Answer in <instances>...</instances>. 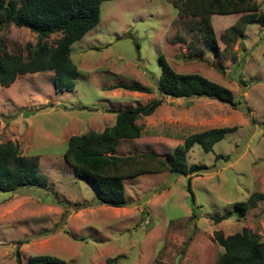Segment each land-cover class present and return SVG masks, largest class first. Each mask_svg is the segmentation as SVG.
<instances>
[{"label": "rangeland", "instance_id": "1", "mask_svg": "<svg viewBox=\"0 0 264 264\" xmlns=\"http://www.w3.org/2000/svg\"><path fill=\"white\" fill-rule=\"evenodd\" d=\"M171 1H104L101 22L72 45L79 69L74 90L57 91L53 71L21 74L10 86L0 84V143L11 140L24 155H39V170L47 177V187L0 191V264H18L17 251L23 264L40 254L67 264L108 259L110 264H215L224 251L215 231L227 236L247 227L264 239V198L245 216L234 207L254 192L264 195V25H248L244 36L228 44L223 37L242 14L213 15L221 51L216 55L203 43L200 18L180 16ZM257 1L264 12V0ZM0 35L8 51L38 40L36 33L14 24ZM60 36L53 34L50 42ZM162 54L175 71L205 76L241 102L234 107L209 97H163L152 115L138 120L143 136L118 143L117 154H161L170 152L165 135L237 127L214 151L195 145L187 154L188 166L212 167L191 178L196 217L184 174L126 179L129 203L111 207L97 201V187L76 175L64 158L71 136L101 132L115 124L117 111L161 96ZM132 83L153 92L112 88ZM217 154L229 160L216 162ZM226 213L230 217L219 223L212 219Z\"/></svg>", "mask_w": 264, "mask_h": 264}, {"label": "trees", "instance_id": "2", "mask_svg": "<svg viewBox=\"0 0 264 264\" xmlns=\"http://www.w3.org/2000/svg\"><path fill=\"white\" fill-rule=\"evenodd\" d=\"M104 1L106 0H0V33L7 26L14 24L28 28L38 35L35 44L28 42L24 47L16 46L12 51L6 49L4 39L0 35V84L10 86L21 74L53 71L57 91L74 90L79 69L72 57V45L101 22V5ZM171 2L180 16L200 18L203 23L200 31L205 33L203 43L216 55L221 54V51L213 26V15L242 14L230 29V35L223 37L228 44L244 36L248 25H264L262 4L257 0ZM57 33L61 34L60 38L55 40V43L50 42L51 36ZM159 62L162 73L157 89L161 96L145 105L117 111L115 124L101 132L92 130L71 136L64 158L76 175L97 187V201L111 207H124L129 203L124 183L126 179L165 171L184 174L188 177L187 191L196 217V197L191 178L211 170L212 167L205 164L188 166L187 154L195 145H199L205 152L214 151L215 144L228 133L236 131L237 127L212 128L185 137L165 135L161 139L166 150L170 152H162L163 155L154 151L117 154L118 143L121 140L143 136V127L138 124V120L141 116L152 115L162 105L163 97H209L234 107H239L241 102L235 100L231 89L205 76L175 71L163 54L160 55ZM112 88L141 93L153 92L151 87L141 83L117 84ZM222 158L229 160V155L217 154L216 162ZM39 164V155H24L13 141L0 143V191L16 192L23 187H47V177L40 172ZM262 198L263 194L254 192L246 201L236 202L234 207L240 216H245L248 209L256 207ZM230 214L212 216V219L219 223L229 218ZM214 237L224 247L215 264H264V239L260 233L245 227L241 232L227 236L218 230L215 231ZM16 254L18 264H23L18 251ZM112 260L97 264H110ZM28 264L67 262L57 256L40 254L31 257Z\"/></svg>", "mask_w": 264, "mask_h": 264}]
</instances>
